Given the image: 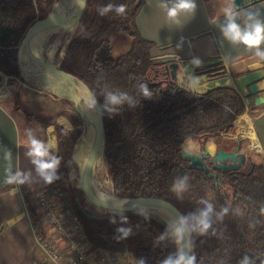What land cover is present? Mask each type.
Segmentation results:
<instances>
[{
    "label": "trees",
    "instance_id": "obj_1",
    "mask_svg": "<svg viewBox=\"0 0 264 264\" xmlns=\"http://www.w3.org/2000/svg\"><path fill=\"white\" fill-rule=\"evenodd\" d=\"M55 1L0 0V72L4 75L23 80L17 66L22 33ZM90 1L96 6L95 17L85 28L76 29L59 67L86 83L101 105L104 177L111 182L112 194L154 195L174 203L188 226L194 264H264V160L254 161L245 154L240 168L224 171L212 168L207 157L214 174L209 175L191 168L181 155L188 140L203 144L211 139L222 148L233 140L224 134L235 133L236 115L248 109L244 97L227 86L195 94L162 66L157 70L158 58L149 56L154 43L140 35L135 23L143 0ZM121 6L124 11L118 12ZM119 32L129 37L130 44L113 56L111 39ZM142 85L150 95H144ZM22 107L28 119L44 126L54 124L55 156L62 175L71 182L69 203L79 215L91 248L129 252L141 264H171L176 245L167 226L141 213L98 214L89 209L92 217L81 213L77 201L86 203L70 177L71 169H77L71 152L80 133L78 124L66 130L55 122V116L35 113L27 104ZM205 223L207 228H203ZM148 224H154L160 235L128 231Z\"/></svg>",
    "mask_w": 264,
    "mask_h": 264
},
{
    "label": "crops",
    "instance_id": "obj_2",
    "mask_svg": "<svg viewBox=\"0 0 264 264\" xmlns=\"http://www.w3.org/2000/svg\"><path fill=\"white\" fill-rule=\"evenodd\" d=\"M192 2L196 5L193 11L180 10L175 17H169L168 10L173 8L178 0H143L135 17L140 35L152 41L153 47L168 46L178 61H210L216 58L222 62H237L255 56L257 51L264 52V42L259 49L247 48L239 42L233 43L227 39L222 31L228 22L225 10L235 14L234 22L242 32L256 21L264 24V0L238 8L232 6V0ZM0 77V80L4 81L9 76L0 72ZM11 87L9 86L6 95L0 96V264H58L47 260L36 243L33 230L37 222L34 196L37 191L57 184H67L69 188L71 182L62 175L59 161L54 169L45 173L53 177L50 183L46 182L44 175L38 171L37 165L33 163L36 158L29 155L31 140L42 142L47 148L48 155L42 158L45 163H50L52 159L58 160L55 156L58 139L54 124L44 126L35 119H28L22 107L26 102L20 99L21 93L10 89ZM258 88L259 94L264 95V87ZM28 107L35 113L55 116L56 123L66 130L72 129L66 118L60 114L54 115L39 110L38 107ZM248 110L252 113L251 120L246 116L258 142V153L264 160V103L255 105L251 99ZM224 135L229 139L233 138V135ZM185 147L191 151L210 154L220 148L211 139L203 144L188 140ZM73 172L71 169L70 177L75 179ZM39 228L44 235L51 234V231L42 225H39ZM133 260L139 262L135 258ZM79 264L98 263L91 256Z\"/></svg>",
    "mask_w": 264,
    "mask_h": 264
},
{
    "label": "water",
    "instance_id": "obj_3",
    "mask_svg": "<svg viewBox=\"0 0 264 264\" xmlns=\"http://www.w3.org/2000/svg\"><path fill=\"white\" fill-rule=\"evenodd\" d=\"M256 1L259 0H232V6L234 8H238ZM88 3L89 0H78L73 5L67 7L56 6L54 4L48 12L36 16L27 24L22 33L17 50V66L19 74L22 78L26 79L24 72H26L27 69L24 64V57L27 56L29 59L33 60L38 67L37 72L34 70H28V74L36 77V79L42 83L44 86L43 90L46 93L58 99H62L69 104L73 103L77 105L76 103L78 100H84L87 103L93 119V134L86 137L89 129L88 115L85 113L84 109L80 107L78 112L81 117V125L78 126L80 128V133L75 139L72 147L73 152V150H75L78 146L86 142V151L83 154L81 162L79 164H75L77 168L75 173L76 187L78 188L84 202L92 208L104 212L113 211L116 213L132 212L143 214L141 212L142 210H150L153 207L167 211L174 217L178 228V235L177 237H174L176 245L174 264L177 260H180L181 257L183 258V260H181V264H186L188 251L189 249L192 250L190 235L186 220L174 203L165 198L154 195H139L132 197L114 196L116 198L110 201H102L96 198L92 189V175L95 167L94 157L101 144L104 154L105 146V130L101 105L93 91L86 83H84L80 78L62 71L60 67L56 70V72L64 73L68 75V77H57L54 72L50 71V67L46 64L43 57L29 45V38L34 30L62 17L71 19V26H76L86 12ZM149 56L150 58L157 57L158 63L162 64L164 72L167 75H170L173 79H175L176 71L181 67L186 74H189L196 80L202 81L203 78H206V74L202 73V76L199 78H196L195 74L197 72L207 70V66H209L210 63L209 61L203 59L178 61L174 57L172 51L168 49V46H161L157 48L152 47L150 49ZM61 61L62 58L60 63ZM261 79H264V66H258L235 76L233 85L210 84L203 92H206L213 87L227 86L240 93L244 97V102L247 105L250 104L251 99L255 105H259L264 103V95L259 94V88L257 85V82ZM56 81L72 83L79 88V91H64L55 84ZM181 155L189 162V166L191 168L199 169L205 173H209V175L214 174L209 171V166L206 163L207 157H209V162L211 163L212 168L224 171L240 168L246 159L245 153L240 151L239 146L233 148L232 150L220 147L214 154H210L203 153L202 151L188 150L184 145ZM227 160L231 163L224 165L223 162ZM72 162L74 163L73 159ZM77 206L82 214L92 217V215L87 212L86 207L83 206L79 200L77 201ZM147 216L154 217L153 215Z\"/></svg>",
    "mask_w": 264,
    "mask_h": 264
},
{
    "label": "rangeland",
    "instance_id": "obj_4",
    "mask_svg": "<svg viewBox=\"0 0 264 264\" xmlns=\"http://www.w3.org/2000/svg\"><path fill=\"white\" fill-rule=\"evenodd\" d=\"M95 12H96V6L93 3H91V1L89 0L86 12L81 17L77 25L73 28L72 34L69 37L66 34H63L59 37V42L57 44L58 46H56L55 56L53 59L54 62L63 58L64 49L68 41L73 37L76 29L85 28L87 25H89L95 17ZM57 36H59L57 33L52 34L50 36V42L55 40ZM111 41H112V55L113 56H117L129 48L130 39L126 34L122 32L115 34L112 37ZM261 60H264V59H262L258 55L252 56L250 58L242 59L237 62H227L225 60H224L225 62H222L221 59L217 60L216 58H214L210 61L207 60L210 62L209 66H207V70L203 72L202 71L197 72L195 74L196 78H199L202 76L201 75L202 73H205L206 78L205 79L203 78V81L193 79L189 74H186L181 67L176 71L175 81L179 85L184 86L186 89H188L192 93L202 94L203 91L207 89V87L210 84L220 85L222 84L221 80L225 78H228L233 82L235 80V76L242 74L246 72L247 70L254 69L258 66H263V65L258 64ZM157 65L158 64H155L154 66L157 70H159L161 67ZM5 76H9V77L4 79V81L0 80V83L4 82V84H6L5 87L7 89L9 88V86H12L10 89L18 90L21 93L20 99L23 102H26L28 106L38 107L39 110H42L46 113H52L54 115L60 114L61 116L66 118L67 122L70 124V126H72V128L74 127V123H77L78 126L81 125L80 114L78 113V111L72 104H69L65 102L64 100L58 99L56 97L55 99H53L51 95L46 93L43 89L35 87L31 83H29L25 78H23V80H20V78L15 77V76H11L12 78H10V75L5 74ZM196 90H198L199 92ZM241 114L247 115L251 120L252 113L250 112V110L247 109L246 112L241 113ZM236 117L233 121V124L236 126L235 133L232 134L233 140L227 142L225 144L226 146L224 145V147L227 148L228 150H232L233 148L239 146V149L242 153H245L246 155H251L254 161H261L262 157L258 153V148L252 145L247 138L242 137L240 133V125L238 123H235ZM71 155H72V152H71ZM73 164L74 166H76L75 163ZM73 171L76 173L75 169H73ZM104 173H105V164L103 162L102 167H100L96 171L97 181H98L97 184L99 187L112 193L111 182L104 177ZM68 189L70 190V188ZM72 192L74 195L79 196V194L76 191H72ZM85 205H86L85 206L86 209L92 210L98 214L103 212L101 210L92 208L88 204H85ZM149 217L153 219L155 222L167 226L165 223L159 221L157 217L155 216L154 217L149 216ZM128 231L129 233L144 232L147 237H153V236L155 237L156 235H160L158 228L154 227V224H151V225L148 224L147 226H137L136 228H132L131 230H128ZM171 234H172V231H171ZM191 254H192V260L194 264L195 258H194L193 250H191ZM118 255L120 256V259H122L123 262H125L126 264H139V262L133 260L134 258L129 252L119 253ZM171 264H174V261Z\"/></svg>",
    "mask_w": 264,
    "mask_h": 264
},
{
    "label": "bare ground",
    "instance_id": "obj_5",
    "mask_svg": "<svg viewBox=\"0 0 264 264\" xmlns=\"http://www.w3.org/2000/svg\"><path fill=\"white\" fill-rule=\"evenodd\" d=\"M77 1L78 0H57L54 4L56 6L67 7V6L73 5ZM74 27L75 25L71 26V19L62 17L58 20H55L54 22L38 27L36 30H34V32L29 38V45L39 55L43 57L46 64L50 67V71L54 72L55 75L60 78L68 77V75L64 73L56 72V70L59 68V64L61 60L60 59L55 62L53 60L55 56L56 46H58L57 44L59 42V37L63 34H66L69 37L72 34ZM54 33H57L59 36H57L55 40L50 42V36ZM24 64L27 69V71L24 72V75L26 76V80L32 85H34L35 87L43 89L44 86L42 85V83L38 79H36V77L30 76L28 74V70H31V71L34 70L35 72H37L38 67L36 63L26 56L24 57ZM258 64L264 66V60H261ZM192 78L194 79V77ZM221 83L227 84V85H233V82L228 78L221 80ZM55 84L64 91H79V88L72 83L56 81ZM257 85L258 87H264V79H261L260 81H258ZM7 93H8V89L4 86V82H1L0 83V96L6 95ZM76 104L77 105L72 103V105L76 108L78 112L81 107L84 109L85 113L88 115L89 129H88V134L86 135V137L91 136L93 134V119L88 109V105L84 100H78ZM236 123L240 125V133L242 137L247 138L252 145L258 148V142L256 140V136H255V133H254V130L252 128L249 118L244 114H240L236 117ZM85 151H86V142H84L82 145L78 146L75 150H73L72 159L75 164H79L81 162V159ZM94 160H95V167H94V171L92 175V189H93L94 195L96 196V198L102 201L114 200L116 197H114L112 193L99 187L97 184L98 181H97L96 171L103 165L102 144L100 145L98 151L96 152ZM141 212L145 215H154L155 217H157L159 221L165 223L169 227V229L172 231L173 237H177L178 235L177 224L175 222L174 217L170 213H168L167 211L163 209L157 208V207H153L150 210H142ZM189 259L192 260V254H191L190 249L188 251L187 261ZM192 264H193V260H192Z\"/></svg>",
    "mask_w": 264,
    "mask_h": 264
},
{
    "label": "built area",
    "instance_id": "obj_6",
    "mask_svg": "<svg viewBox=\"0 0 264 264\" xmlns=\"http://www.w3.org/2000/svg\"><path fill=\"white\" fill-rule=\"evenodd\" d=\"M35 240L46 259L58 264H79L91 256L98 264H126L119 253L91 248L79 215L69 203L68 187L57 184L35 193ZM39 225L50 230L44 235Z\"/></svg>",
    "mask_w": 264,
    "mask_h": 264
},
{
    "label": "clouds",
    "instance_id": "obj_7",
    "mask_svg": "<svg viewBox=\"0 0 264 264\" xmlns=\"http://www.w3.org/2000/svg\"><path fill=\"white\" fill-rule=\"evenodd\" d=\"M110 7V6H109ZM196 5L192 2V0H178V3L168 10L169 17H175L178 11L183 10L187 12H191L195 9ZM106 10V9H105ZM118 12H123L124 7L121 6L117 9ZM225 15L227 19V24L223 27L222 31L227 39H230L233 43L239 42L245 45L247 48H256L259 49V46L262 42H264V24L256 21L254 24L246 28L243 32L241 31L239 25L234 22V13H229L228 10H225ZM256 55L264 58V52L257 51ZM145 96L150 95L147 88L145 86H141ZM113 102H116V98H111ZM29 155L35 157L33 160L38 167V171L41 175H44V179L46 182L50 183L53 179L51 175H46L47 170L54 169L58 163V160L52 159L50 163H45L42 159L43 157L48 155L47 148L42 142H39L35 139L31 140V151ZM19 175V174H18ZM11 182V181H9ZM22 183V181H20ZM203 228H207V224H203ZM120 231L124 232L125 235L127 231L124 229H120ZM180 260H177L175 264H181ZM165 264H170V262L165 261ZM186 264H192V260L189 259Z\"/></svg>",
    "mask_w": 264,
    "mask_h": 264
},
{
    "label": "flooded vegetation",
    "instance_id": "obj_8",
    "mask_svg": "<svg viewBox=\"0 0 264 264\" xmlns=\"http://www.w3.org/2000/svg\"><path fill=\"white\" fill-rule=\"evenodd\" d=\"M157 66L161 67V66H162V64H159V65H157ZM230 163H231V162H230V161H228V160L223 162V164H224V165H228V164H230Z\"/></svg>",
    "mask_w": 264,
    "mask_h": 264
}]
</instances>
